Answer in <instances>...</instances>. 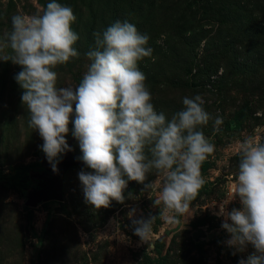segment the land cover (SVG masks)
<instances>
[{
	"label": "rangeland",
	"instance_id": "rangeland-1",
	"mask_svg": "<svg viewBox=\"0 0 264 264\" xmlns=\"http://www.w3.org/2000/svg\"><path fill=\"white\" fill-rule=\"evenodd\" d=\"M50 2L0 0V37L11 31L14 15L40 14ZM56 2L73 10L72 29L79 37L74 45L79 57L55 69L57 87L78 86L90 63L85 53L95 46L94 33L117 21L130 22L149 36L147 46L153 49L154 59L145 58L138 67L154 109L170 120L184 109V97L201 95L212 117L201 130L214 152L201 173L205 187L187 213L173 214L175 219L162 218L153 206L163 183L155 171L145 181L153 183L151 190L129 181L124 203L112 201L96 210L85 202L78 178L81 170H93L74 167L65 174L61 201L31 206V193L47 175L41 165L43 140L28 126L24 90L15 79L22 67L0 60V264H148L158 257L164 264H239L247 259L253 247L234 255L224 218L216 213L220 204L227 211L242 207L238 197L228 195L229 187H235L240 144L247 139L264 143V0ZM161 36L166 38L156 43ZM217 116L223 123L214 133ZM236 117L240 127L227 130L225 124ZM72 137L66 140L78 159L82 152ZM150 216L157 218L148 242H141L132 221Z\"/></svg>",
	"mask_w": 264,
	"mask_h": 264
},
{
	"label": "clouds",
	"instance_id": "clouds-1",
	"mask_svg": "<svg viewBox=\"0 0 264 264\" xmlns=\"http://www.w3.org/2000/svg\"><path fill=\"white\" fill-rule=\"evenodd\" d=\"M75 20L71 7L52 0L40 14L14 15L11 31L0 37V60L22 67L15 79L24 90L28 126L42 138L41 150L53 172H58L62 154L72 151L66 140L71 123L82 152L78 159L93 170L78 174L86 203L96 210L112 201L124 203L128 182L151 190L153 183L145 181L155 171L163 183L153 206L164 219L184 215L205 183L200 169L215 147L201 130L212 119L203 97H184V109L170 120L157 113L138 67V62L153 58L149 36L127 21L94 33L95 46L85 53L90 63L78 86L57 87V66L79 57ZM222 123V117L214 119V133ZM239 155L231 200L238 197L242 207L227 211L220 204L216 214L224 218L222 227L234 255L248 245L254 249L239 264H264V143L247 139ZM156 218L132 221L141 242H148Z\"/></svg>",
	"mask_w": 264,
	"mask_h": 264
},
{
	"label": "water",
	"instance_id": "water-1",
	"mask_svg": "<svg viewBox=\"0 0 264 264\" xmlns=\"http://www.w3.org/2000/svg\"><path fill=\"white\" fill-rule=\"evenodd\" d=\"M72 151L62 154L57 164L58 172H53L51 165L45 155H42L41 165L46 177L41 176L40 188L31 193L29 205L33 206L38 202L61 201L63 192V181L68 170L74 167H85L82 160L73 157V146L69 144ZM40 177V176H39Z\"/></svg>",
	"mask_w": 264,
	"mask_h": 264
},
{
	"label": "trees",
	"instance_id": "trees-1",
	"mask_svg": "<svg viewBox=\"0 0 264 264\" xmlns=\"http://www.w3.org/2000/svg\"><path fill=\"white\" fill-rule=\"evenodd\" d=\"M240 127V120L236 117V118H234L231 122H229V123H226L225 124V128L227 129V130H229V129H237V128H239ZM72 128H73V125L70 123L69 124V135H71V130H72ZM69 137H71V136H69ZM71 140H74V137H72V139ZM45 155V154H44ZM46 156V155H45ZM208 168H209V164H208V162L207 161H204L203 163H202V166H201V169H200V171H201V173H205L207 170H208ZM29 174V173H28ZM33 175V174H32ZM35 179V178H34ZM205 185L206 184H204L203 186H202V188L200 189V191H199V193L202 191V189L205 187ZM198 193V194H199ZM27 218H28V220H30V218H31V213H29L28 214V216H27ZM160 245V242L158 241V242H156L155 244H154V249H155V251H158L159 250V246ZM197 246L199 247V248H202V246H203V244H197ZM148 264H164L162 261H161V258L160 257H158V258H156V259H150L149 258V261H148Z\"/></svg>",
	"mask_w": 264,
	"mask_h": 264
},
{
	"label": "built area",
	"instance_id": "built-area-1",
	"mask_svg": "<svg viewBox=\"0 0 264 264\" xmlns=\"http://www.w3.org/2000/svg\"><path fill=\"white\" fill-rule=\"evenodd\" d=\"M233 189H234L233 186L229 187V189H228V195L229 196H232L233 195Z\"/></svg>",
	"mask_w": 264,
	"mask_h": 264
}]
</instances>
